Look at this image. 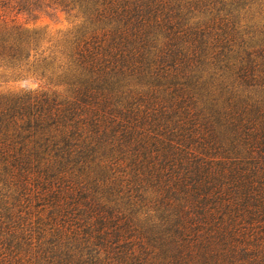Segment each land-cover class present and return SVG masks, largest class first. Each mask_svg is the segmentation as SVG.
I'll return each instance as SVG.
<instances>
[{
	"label": "trees",
	"instance_id": "trees-1",
	"mask_svg": "<svg viewBox=\"0 0 264 264\" xmlns=\"http://www.w3.org/2000/svg\"><path fill=\"white\" fill-rule=\"evenodd\" d=\"M264 0H0V264H264ZM59 10L51 41L9 11ZM238 28V27H237Z\"/></svg>",
	"mask_w": 264,
	"mask_h": 264
},
{
	"label": "rangeland",
	"instance_id": "rangeland-1",
	"mask_svg": "<svg viewBox=\"0 0 264 264\" xmlns=\"http://www.w3.org/2000/svg\"><path fill=\"white\" fill-rule=\"evenodd\" d=\"M6 16L8 20L14 19L15 22L28 28L41 30L51 41L71 30L76 23L64 12L54 9H46L34 16L9 11ZM234 20L237 29L236 37L238 36L240 41L244 40L253 49L263 48L264 11L260 10L257 1L247 3L244 9L236 14ZM48 87L46 81L39 79L36 75L17 74L0 66V93L16 92L23 89H47Z\"/></svg>",
	"mask_w": 264,
	"mask_h": 264
}]
</instances>
